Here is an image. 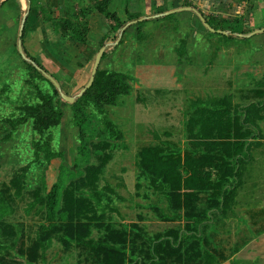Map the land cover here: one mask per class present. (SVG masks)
<instances>
[{
  "label": "rangeland",
  "instance_id": "obj_1",
  "mask_svg": "<svg viewBox=\"0 0 264 264\" xmlns=\"http://www.w3.org/2000/svg\"><path fill=\"white\" fill-rule=\"evenodd\" d=\"M107 7L123 23L154 19L141 27L132 25L119 44L105 17L95 10L94 0H32L30 7L26 0H0V121L15 123L0 122V193L5 199V203L0 200V245L7 249L0 251V264L27 263V251L39 238L40 227L47 225L44 206L36 204V195L44 197L45 188L50 190L60 176L66 188L74 183L79 186L78 196L101 205L97 215L103 218L97 222L141 234L138 255L150 250L140 244L144 238L183 230L195 211L206 212L208 193L198 194L200 201L195 202L194 211H181L179 220L165 222L174 214L141 174L140 152L150 147L194 151V138L215 119L197 111V101L229 94H233L234 105L260 100L255 92L264 90V34L253 33L264 29V0H110ZM183 8L191 11L161 18ZM83 10L90 11L85 19L89 23L87 45L78 41L83 27L73 17ZM197 13L226 20L222 28L226 34L205 32ZM22 23V49L52 75L60 86L59 94L75 99L73 104L62 102L60 124L42 137L22 109L37 106V90L46 95H53L54 90L28 69L18 51ZM234 29L247 40L224 38ZM102 45L109 54L101 69L127 75L130 93L99 111L78 95L90 80ZM235 69L242 72L241 81L235 80ZM235 83L243 90L234 91ZM76 109L86 116L83 131L75 121ZM228 116L229 121L234 118ZM108 121L113 131L121 133L120 140L109 141L105 134ZM226 125L227 121L223 128ZM257 127L260 139H251V160L241 173L233 206L203 232L216 264H264V112ZM226 132L223 135H229ZM40 142H47L57 156L50 164L42 147L36 148ZM104 156L109 162L89 184L87 178L93 179L89 169L99 167ZM212 173L216 184L220 176ZM18 177H22L20 195L13 184ZM91 230L92 241L105 234L95 226ZM61 239L58 234L44 244L39 264L93 261L89 251L74 243L67 249Z\"/></svg>",
  "mask_w": 264,
  "mask_h": 264
},
{
  "label": "trees",
  "instance_id": "obj_2",
  "mask_svg": "<svg viewBox=\"0 0 264 264\" xmlns=\"http://www.w3.org/2000/svg\"><path fill=\"white\" fill-rule=\"evenodd\" d=\"M94 2L95 10L105 17L110 31L116 34V40L120 39L119 44L132 25L136 24L141 27L145 22L154 19L148 17L141 22L138 19L134 24L131 23L134 21L123 23L116 12L109 11L107 6L110 0L104 3L100 0H94ZM26 3L30 7L32 0H26ZM92 10L93 7L91 12ZM89 14V10L73 14L79 27H83L78 41L83 42L84 45L88 44L85 34L89 31V23L85 19L89 18ZM200 16L215 33H224L222 28L225 26L226 20L219 19L218 21L217 18L204 17L202 14ZM166 17L161 16V18ZM158 18L160 17H155V20ZM197 18L199 19L198 15ZM82 20L85 21L82 22ZM199 22L205 32L211 33L200 19ZM82 34L84 35L82 36ZM224 38L247 40V36L238 32L237 29ZM185 43L182 41V45ZM102 47L104 45L100 49ZM115 47V45L111 47V50H114ZM23 52L28 69L50 83L54 90L53 95H46L37 90V106L22 109L24 116L33 120L37 134L42 137L45 131L60 124L63 116L61 109L63 100L52 83L46 79L45 75L50 76L48 71L25 50ZM108 54L109 52L105 51L93 85L81 97L82 102L92 103L99 111H103L104 106L114 105L118 98L130 93V87L126 83L127 75L101 69V64L106 60ZM262 87L264 88V79ZM255 95L260 100L247 106L234 105L231 96L206 102L197 101V105L200 107V110L197 109V111L215 119L209 120L208 125L202 127L198 136L194 138L195 140L191 144L196 147L194 151L181 150L177 147L173 149L150 147L140 152L139 170L141 174L147 178L150 187L157 190L156 192L166 199L168 209L174 214L171 218H165V222L171 223L179 220L180 216L177 213L181 211L186 213L194 211L196 209L195 202L200 201L198 194L208 193L206 212L197 213L195 211V215L188 217L189 222L187 221L183 230H170L153 239L144 238L140 244L150 247V250L148 252L141 250L143 255H138L136 252L137 239L141 234L139 232L133 234L126 229L117 230L97 222L103 218V215H97L101 210V205L78 196L79 186L74 183H70L66 188L60 176L50 190L45 188L44 197L36 195V204L40 203L44 206L47 225L40 227L39 238L27 251L26 264H39V260L42 258L40 251L44 248V244L58 234L62 236L61 243L65 248L69 249L74 243L78 249L89 251L93 261L88 264H216L215 253L210 252L205 246L207 238L203 232L208 226L214 225L216 217L224 218L227 211L233 206L236 191L241 185V173L251 160L250 153L253 146L251 139H260L256 130L258 129L257 121L261 120V113L264 112V90L256 91ZM74 114L79 130L83 131L86 128V126L84 127L86 116L83 117L78 109ZM229 114L234 115L231 121L227 119ZM226 121L227 125L223 128ZM0 122L15 125L9 120ZM106 125L105 134L108 135L109 141L120 140L122 135L116 130L113 131L112 123L108 121ZM251 131H255V133L251 135ZM224 132L229 135H223ZM39 147H42L45 154L44 159L48 164L57 157L47 142L38 143L36 148ZM108 162L109 158L104 156L100 160L99 167L89 169L92 173L90 174L91 178H93L92 180L90 176L87 178L89 184H92L97 178L96 173L101 171ZM212 170L220 176L216 184L212 182L214 175ZM21 183L22 177L14 180L13 184L17 187V195L21 193ZM0 194H2L0 200L5 203L4 193ZM93 226L103 229L105 232L98 241L89 239ZM129 246H131V250H129ZM3 250L7 249L0 245V251ZM20 254L22 256L23 251L20 250Z\"/></svg>",
  "mask_w": 264,
  "mask_h": 264
},
{
  "label": "water",
  "instance_id": "obj_3",
  "mask_svg": "<svg viewBox=\"0 0 264 264\" xmlns=\"http://www.w3.org/2000/svg\"><path fill=\"white\" fill-rule=\"evenodd\" d=\"M184 11H191V9L189 8H183V9H179V10H175L173 12H169L167 14H165L164 16H171V15H174L178 12H184ZM200 21L202 22V24L206 27V29H208L211 33H215V31L213 29H211L205 22V20L197 13ZM143 21L142 20H139V22ZM24 23V22H23ZM22 23L21 25V28H20V32H19V43H18V51L19 53L24 57L25 59V56L23 54V49H22V36H23V29H24V24ZM216 33H220V34H226V33H223V32H216ZM256 34H264V29L262 30H259V31H255L253 33V35H256ZM105 53V49H101L99 51V53L97 54L96 56V60H95V63H94V66H93V69H92V73H91V77H90V80L88 82V84L86 85L85 88H83L78 97H82V95L91 88V86L93 85V82H94V79H95V75L99 69V66H100V62L102 60V57H103V54ZM46 78L55 86V88L57 89V91H60V86L59 84L49 75H45ZM60 96L62 98L63 101L65 102H68L69 104H73L75 99L74 98H70V97H67L65 96L64 94H61L60 93Z\"/></svg>",
  "mask_w": 264,
  "mask_h": 264
},
{
  "label": "crops",
  "instance_id": "obj_4",
  "mask_svg": "<svg viewBox=\"0 0 264 264\" xmlns=\"http://www.w3.org/2000/svg\"><path fill=\"white\" fill-rule=\"evenodd\" d=\"M242 69V68H241ZM226 70H227V67H225V69H223V71H222V69H221V72L222 73H224V72H226ZM86 71V70H85ZM233 73H234V76H235V80H236V78L238 77L239 78V80H240V75H241V71H239V69H235L234 71H233ZM223 76V75H222ZM250 78H252V77H250ZM241 81V80H240ZM240 84L242 85L241 87L243 88V84H242V82H240ZM241 87H239V86H237V84L235 83L234 84V91H236V92H238V90H240V91H242L243 89H241ZM169 91V89H163V92H168ZM228 96H231L232 97V99H233V94H229ZM242 251H240V253H241ZM239 253V254H240Z\"/></svg>",
  "mask_w": 264,
  "mask_h": 264
}]
</instances>
